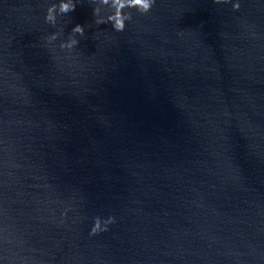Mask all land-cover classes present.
<instances>
[{
	"label": "water",
	"instance_id": "95a60500",
	"mask_svg": "<svg viewBox=\"0 0 264 264\" xmlns=\"http://www.w3.org/2000/svg\"><path fill=\"white\" fill-rule=\"evenodd\" d=\"M235 2L117 32L0 0V264H264V0Z\"/></svg>",
	"mask_w": 264,
	"mask_h": 264
},
{
	"label": "clouds",
	"instance_id": "9594fccd",
	"mask_svg": "<svg viewBox=\"0 0 264 264\" xmlns=\"http://www.w3.org/2000/svg\"><path fill=\"white\" fill-rule=\"evenodd\" d=\"M96 7L93 8V15L97 18L96 24H105L111 23L112 28L117 32H122L125 29V22L131 19V15L128 12H125L124 9H135L141 15H146L152 9L155 4V0H92ZM216 4H227L232 3V0H214ZM101 6L109 8L111 10L110 14L105 16H101ZM76 4L74 0H59V4L56 3L51 4L46 11L45 22L51 24L52 26L56 25L57 16L67 14L70 11H74ZM240 3H233V11H239ZM84 26L80 24H76L72 30L71 35L66 41H61L59 44L60 49H67L71 51L76 45H78L79 41L76 38L77 35H84ZM59 32L53 33L47 37L45 40L47 43H52L57 40ZM68 209L66 208L64 212L61 214L62 216L67 214ZM115 223L114 217H108L107 219H101L100 217H96L93 222V226L90 230L89 235L95 236L102 232L108 230V226Z\"/></svg>",
	"mask_w": 264,
	"mask_h": 264
}]
</instances>
